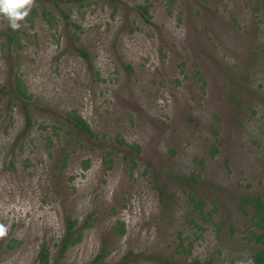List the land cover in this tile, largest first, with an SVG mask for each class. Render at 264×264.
<instances>
[{
    "label": "rangeland",
    "instance_id": "obj_1",
    "mask_svg": "<svg viewBox=\"0 0 264 264\" xmlns=\"http://www.w3.org/2000/svg\"><path fill=\"white\" fill-rule=\"evenodd\" d=\"M26 25L6 43L0 19V264H39L41 244L49 264H159L189 241L182 264L252 261L264 0H36Z\"/></svg>",
    "mask_w": 264,
    "mask_h": 264
},
{
    "label": "trees",
    "instance_id": "obj_2",
    "mask_svg": "<svg viewBox=\"0 0 264 264\" xmlns=\"http://www.w3.org/2000/svg\"><path fill=\"white\" fill-rule=\"evenodd\" d=\"M19 32L18 31H12L9 29L7 33L4 34L6 38V43H18L19 39ZM83 56H85L83 54ZM14 76V75H13ZM12 85L9 83V92L8 95L12 100H17L20 102V105L22 109L24 110V121H25V127L29 126L30 123V117H28L26 106L23 102L24 99L28 98V95L26 94V91L24 89H21L20 82L17 77H14V80H12ZM69 123L72 124L73 128L78 130L81 133L86 134L88 137H93V132L91 131L90 127L86 122L76 114L69 115ZM138 149H136V152ZM129 161L134 164L132 157H129ZM251 210L253 211V218L257 219L258 229L262 230L258 235H255L254 241L259 244L257 250L254 251V254L252 255V261L254 264H264V199L260 200L255 198L252 203L249 205ZM123 224L118 222L117 228L118 233L117 235H121L123 233ZM87 228V224H83L81 226H77V223L72 221H66L64 235L62 239L59 241L57 247V256L62 257L63 254L67 251L69 246H73L76 243L79 242L80 236L82 234L83 229ZM10 242L7 243L6 248H10ZM3 245V242H0V248ZM106 254V253H105ZM104 253L97 256L96 260L100 258H104ZM191 254V241H189L186 244V247H183L182 244L178 242L177 246L171 253V255L163 259V261L159 262V264H177L181 263L186 260L188 256ZM176 256H179L180 258H175ZM175 258V259H174ZM156 259V258H155ZM37 260L39 264H49V249L45 244H41L40 250L37 254ZM157 260V259H156ZM158 261V260H157ZM198 263L196 259H194L190 264Z\"/></svg>",
    "mask_w": 264,
    "mask_h": 264
},
{
    "label": "clouds",
    "instance_id": "obj_3",
    "mask_svg": "<svg viewBox=\"0 0 264 264\" xmlns=\"http://www.w3.org/2000/svg\"><path fill=\"white\" fill-rule=\"evenodd\" d=\"M36 5V0H0V19L8 21V27L12 31H19L26 27V19ZM8 235V227L0 223V240ZM237 264H245L244 260L237 261ZM247 264H253L249 259Z\"/></svg>",
    "mask_w": 264,
    "mask_h": 264
}]
</instances>
